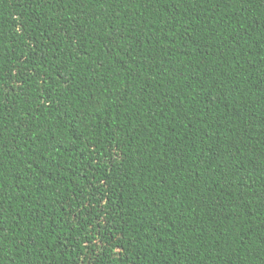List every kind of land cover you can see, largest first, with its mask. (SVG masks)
I'll use <instances>...</instances> for the list:
<instances>
[{
    "label": "trees",
    "instance_id": "trees-1",
    "mask_svg": "<svg viewBox=\"0 0 264 264\" xmlns=\"http://www.w3.org/2000/svg\"><path fill=\"white\" fill-rule=\"evenodd\" d=\"M0 264H264V0H0Z\"/></svg>",
    "mask_w": 264,
    "mask_h": 264
}]
</instances>
